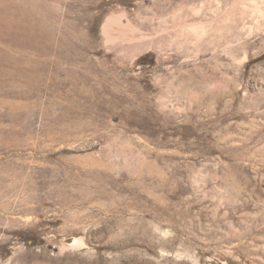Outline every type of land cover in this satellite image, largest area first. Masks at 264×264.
<instances>
[{
    "label": "rangeland",
    "instance_id": "1",
    "mask_svg": "<svg viewBox=\"0 0 264 264\" xmlns=\"http://www.w3.org/2000/svg\"><path fill=\"white\" fill-rule=\"evenodd\" d=\"M159 1L0 0V264H264V0Z\"/></svg>",
    "mask_w": 264,
    "mask_h": 264
},
{
    "label": "bare ground",
    "instance_id": "2",
    "mask_svg": "<svg viewBox=\"0 0 264 264\" xmlns=\"http://www.w3.org/2000/svg\"><path fill=\"white\" fill-rule=\"evenodd\" d=\"M161 1L162 0H160L157 5L159 9H161V6L159 4H194V3L199 4L198 9H196L195 11H192L191 9L185 7L179 13H174V15L177 18H179L178 24L180 26V29L184 30L188 34L190 39L191 38L196 39V42L193 44L194 47L196 48L201 47L203 43H206L208 41V38L202 37L201 34L203 33L199 29L195 30L191 28V26H198L202 30L205 29L206 22L209 19V15H208V11L206 10V7L203 4H207V0H179V2H175L173 0H164V3H161ZM224 1L226 4L230 2V0H224ZM233 1L244 2L245 0H233ZM252 1L257 2V0H252ZM224 14H225L223 16L224 19H222L215 27L216 30L215 36L216 35L218 36L219 33L224 32L226 37H228L231 30H233V25L229 22L231 11L227 10ZM120 24L122 26L117 28L116 30L113 25L112 18H109L106 22L104 30L106 34L108 36H111L112 38L126 36L127 43L121 45V47L128 52H135L145 47H148L149 45L166 41L164 38H158L155 40L154 38H150L148 36V31H151L152 29L154 30V23L151 21L150 18L147 17L145 19L136 18L134 22L126 20V22L121 21ZM116 46L120 47V45H116ZM189 46L190 44L186 42V47ZM1 56H2L1 61L5 62L9 60V56L7 52L2 53ZM12 74H13L12 72H7L4 69H0V86H3L4 81L8 79L12 80L11 82L14 83V79L10 77ZM75 243L82 244V240L76 239Z\"/></svg>",
    "mask_w": 264,
    "mask_h": 264
}]
</instances>
